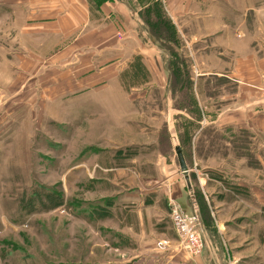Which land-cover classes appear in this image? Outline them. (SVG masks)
Returning a JSON list of instances; mask_svg holds the SVG:
<instances>
[{
	"label": "rangeland",
	"instance_id": "1",
	"mask_svg": "<svg viewBox=\"0 0 264 264\" xmlns=\"http://www.w3.org/2000/svg\"><path fill=\"white\" fill-rule=\"evenodd\" d=\"M158 1L169 20L156 30L162 37L138 13L154 54L133 60L123 89L109 85L92 106L73 92L55 102L57 92L30 91L28 46L1 22L0 264H147L165 254L205 261L220 250L209 234H218L225 263L264 264V3L220 29L181 26L184 17L175 24L167 0ZM175 146L194 209L182 199ZM153 190L168 237L141 244L111 220L112 211L134 214L137 203L113 199L139 193L142 201ZM194 213L191 240L182 216Z\"/></svg>",
	"mask_w": 264,
	"mask_h": 264
},
{
	"label": "crops",
	"instance_id": "2",
	"mask_svg": "<svg viewBox=\"0 0 264 264\" xmlns=\"http://www.w3.org/2000/svg\"><path fill=\"white\" fill-rule=\"evenodd\" d=\"M152 1L154 0H0V25L6 21L9 25L8 33H13L16 42L29 48L24 47L26 55L24 54L22 65L26 63V66L31 67V79L27 82L32 83L28 87L30 91L57 92L50 97L55 102H63V95L73 92L75 101L90 102L88 106H92L101 102L97 95L101 92L104 96L109 85L117 91L123 89L120 76L130 65L132 67L134 61L139 58L143 61L148 53L154 54V47L149 45L152 42L149 37L145 47V31L138 15ZM235 2L237 4L232 0H167L166 7L173 21L177 19L179 23L184 17L181 26H195L191 22L193 20L200 21L197 23L199 27L213 26L221 29L237 23L241 14L244 22L248 8H254L255 5L264 3V0ZM149 58L153 59L154 56ZM44 60L47 61V66L42 68ZM47 68L49 73L45 72ZM42 98L43 94L39 98L34 96L37 101ZM102 100L106 103L105 99ZM180 185L183 187L182 199L194 209V197L187 182H180ZM153 193V196H149V192L142 201L138 199V196L143 197L139 193L130 198L117 196L113 199L118 202L119 198L121 203H137L134 214L126 213L127 211L111 213L112 221L126 225L129 231L127 236L132 241L134 239L143 244L148 236L147 243L153 244L156 233H159V237H168L164 227L167 211L161 208V205L165 207L164 202H160L161 191L153 190ZM152 209L157 210L152 213ZM128 215L133 219L128 220ZM217 235L207 236L210 241L215 239L216 249L220 248L216 259L200 261L196 257L192 261L186 259V255L179 257L182 255L165 254L164 258L148 260L146 263L230 264L225 263V255L220 239H216ZM119 244L124 251L132 248V243ZM135 264H139V261Z\"/></svg>",
	"mask_w": 264,
	"mask_h": 264
},
{
	"label": "trees",
	"instance_id": "3",
	"mask_svg": "<svg viewBox=\"0 0 264 264\" xmlns=\"http://www.w3.org/2000/svg\"><path fill=\"white\" fill-rule=\"evenodd\" d=\"M139 15L141 17V19L143 20L144 23V27L146 28V30L149 32L154 33V35L156 34L157 36L160 37L161 32L163 33V30L161 32L156 31L158 30V28H160L161 22L162 23H168L169 24V20L166 18L164 19V12H162L161 7H159V1H155L153 4L148 5L147 7L143 8L142 10L139 11ZM152 17H154L155 19H153ZM158 25V27H157ZM153 30V31H152ZM158 32V33H156ZM159 34V35H158ZM162 37V35H161ZM158 38V37H157ZM159 43V41H157ZM159 45V44H158ZM168 51V48H167ZM173 52H171L172 54ZM174 54V53H173ZM172 54V55H173ZM172 60H173V64H176V56L174 55V58H172L169 61V65H172ZM178 161V160H177ZM195 194V198H198V193L196 191H194ZM48 196V195H47ZM202 200V197H200ZM199 198V200H200ZM203 201V200H202ZM201 201V206L203 207V203ZM205 206V205H204ZM207 206H205V209L207 210ZM204 209V208H203ZM206 224H208L206 222ZM216 230V229H215ZM214 231V230H213Z\"/></svg>",
	"mask_w": 264,
	"mask_h": 264
},
{
	"label": "built area",
	"instance_id": "4",
	"mask_svg": "<svg viewBox=\"0 0 264 264\" xmlns=\"http://www.w3.org/2000/svg\"><path fill=\"white\" fill-rule=\"evenodd\" d=\"M178 207H180V206H178ZM182 217H183L182 221L184 223L183 225H184V229L186 232V236L191 238V240L197 239L199 234L197 232V229H194L195 227L199 226L197 214L194 213L190 217L189 216H182Z\"/></svg>",
	"mask_w": 264,
	"mask_h": 264
},
{
	"label": "water",
	"instance_id": "5",
	"mask_svg": "<svg viewBox=\"0 0 264 264\" xmlns=\"http://www.w3.org/2000/svg\"><path fill=\"white\" fill-rule=\"evenodd\" d=\"M175 153H176V156H177V160H178V164H179L180 170L182 171V173L185 176V179L187 181V187L189 189H191L192 186H191V183L189 181L188 168H187V164H186L183 152L181 150V147H179V146L175 147Z\"/></svg>",
	"mask_w": 264,
	"mask_h": 264
}]
</instances>
